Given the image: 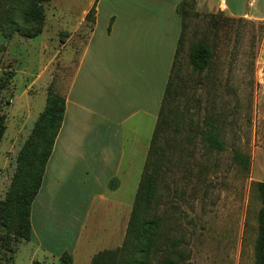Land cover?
<instances>
[{"label":"rangeland","instance_id":"374dc122","mask_svg":"<svg viewBox=\"0 0 264 264\" xmlns=\"http://www.w3.org/2000/svg\"><path fill=\"white\" fill-rule=\"evenodd\" d=\"M83 1L42 0L43 28L33 38L17 33L6 37L0 31V80H7L0 93L6 125L0 142V199L14 175L18 152L45 108L48 90L63 95L75 72L91 23L85 21L74 29ZM66 10L72 14H64ZM207 24L208 17L193 19L188 38L196 26L201 31ZM216 33L214 72L220 86L214 103L225 113V149L219 155V166L208 171L209 184L195 194L188 189L187 202H180L186 212L182 222L188 230L192 264H255L261 206L256 182H264V22L236 18L220 22ZM191 38L185 43V53ZM170 65L145 63V116L125 119L120 143L124 158L116 178L97 188L88 163L78 164L75 182L60 193L61 200L51 209L58 214L46 215L44 227L38 228L42 242L46 238L54 247L75 244V252L57 258L32 240L21 239L15 244L13 264H91L101 252H106L101 260L107 256L112 259L110 264H121L133 254L128 223ZM108 100L107 93L102 100L104 113ZM234 149L247 155V170L233 162ZM102 191L108 198L104 202L95 198ZM1 257L0 253V264H9Z\"/></svg>","mask_w":264,"mask_h":264},{"label":"trees","instance_id":"16d2710c","mask_svg":"<svg viewBox=\"0 0 264 264\" xmlns=\"http://www.w3.org/2000/svg\"><path fill=\"white\" fill-rule=\"evenodd\" d=\"M195 7L196 0H183L177 6L181 32L128 223L133 254L121 264H192L188 230L182 222L186 212L180 202H187L188 189L195 194L209 184L208 171L219 166V155L225 149V113L214 103L220 86L214 72V59L218 56L215 40L220 22L236 19L222 12H218L222 17L217 18L216 13H200ZM201 16L208 17V24L201 31L197 26L193 29L189 52L185 53L191 21ZM86 20L94 21V7ZM43 21L42 0H0V31L6 37L17 33L33 38L41 33ZM6 84V79L0 80V93ZM63 113L64 96L48 90L45 108L18 152L14 175L0 199V253L9 264L14 261L15 244L18 246L21 239L30 240L31 204L41 185ZM5 130V114L0 107V142ZM232 160L239 168L249 167L247 155L238 149L233 150ZM256 188L261 206L255 264H264V182H256ZM105 254H97L91 264H110L112 259L107 256L101 260Z\"/></svg>","mask_w":264,"mask_h":264},{"label":"crops","instance_id":"0c3cea01","mask_svg":"<svg viewBox=\"0 0 264 264\" xmlns=\"http://www.w3.org/2000/svg\"><path fill=\"white\" fill-rule=\"evenodd\" d=\"M182 1L86 0L78 6L81 18L74 29L87 21L92 7L94 21L88 27L87 41L63 93V119L30 209V240L51 256L73 254L75 244L54 247L46 238L42 242L38 228L44 227L46 215L50 218L58 214L51 209L61 200L60 193L72 187L78 164L88 163L97 188L108 186L116 178L124 158L120 143L125 119L145 116V63L172 65L181 32L177 6ZM201 8L207 13L264 21V0H196V10ZM64 12L72 14L69 10ZM107 93L109 102L104 113L102 100ZM161 101L162 98L159 108ZM88 160L99 161L93 164ZM95 198L108 200L104 191Z\"/></svg>","mask_w":264,"mask_h":264}]
</instances>
